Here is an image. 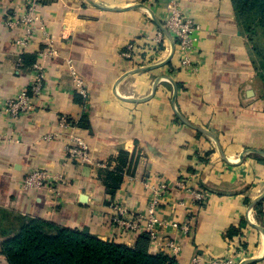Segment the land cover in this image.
Masks as SVG:
<instances>
[{
    "label": "crops",
    "instance_id": "crops-1",
    "mask_svg": "<svg viewBox=\"0 0 264 264\" xmlns=\"http://www.w3.org/2000/svg\"><path fill=\"white\" fill-rule=\"evenodd\" d=\"M169 1L39 0L23 53L35 56L31 67L18 65L22 32L4 26L0 12V244L9 216L21 215L134 247L140 232L112 226L110 205L143 215L152 191L166 185L158 235L176 243L179 264L239 249L242 260L264 264V198L252 206L264 193V89L247 36L231 0H174L198 29L193 69L181 68L182 53L163 28ZM35 65L42 92L32 111L12 118L4 103L29 90ZM75 139L87 146L88 163L66 158ZM121 152L123 181L109 195L103 173ZM37 170L63 183L24 190ZM148 252L171 257L149 238Z\"/></svg>",
    "mask_w": 264,
    "mask_h": 264
},
{
    "label": "trees",
    "instance_id": "trees-1",
    "mask_svg": "<svg viewBox=\"0 0 264 264\" xmlns=\"http://www.w3.org/2000/svg\"><path fill=\"white\" fill-rule=\"evenodd\" d=\"M231 3L246 36L256 34L259 28L264 40V0H231ZM251 51L255 74L264 87V47ZM20 59L21 66L31 67L35 56L22 54ZM117 162L113 171L103 173V184L109 195H113L123 181L127 155L121 152ZM260 206L258 204L257 209ZM3 239L0 250L7 264H179L162 253L150 254L145 233L136 237L134 247H128L21 215L9 216Z\"/></svg>",
    "mask_w": 264,
    "mask_h": 264
},
{
    "label": "built area",
    "instance_id": "built-area-1",
    "mask_svg": "<svg viewBox=\"0 0 264 264\" xmlns=\"http://www.w3.org/2000/svg\"><path fill=\"white\" fill-rule=\"evenodd\" d=\"M6 1H15V3L18 4V8L14 10L8 9L7 6H4ZM38 1L39 0H0V12H2L4 26L8 29L21 30L22 32V35L14 40V45L19 49L20 55L25 52L32 41L33 35L31 26L38 20ZM166 12L163 28L171 32L182 53L180 66L181 68L193 69L189 54L193 50V42L195 41L194 34L198 29L193 26L191 21L182 16L174 0H170L167 3ZM156 37L157 42H159L162 38V33L159 31ZM127 49L131 52V45H128ZM130 52L128 51L125 53L127 58L131 56ZM144 59L145 62L149 61L148 58ZM17 63L20 66V58ZM33 70L35 73V81L30 86L29 90L21 91L17 96L7 99L4 103L5 112L12 118L32 111L34 108V99L42 92V81L44 76L41 68L35 65L33 66ZM60 124L65 127L69 126L65 117H61ZM65 153L66 158L70 161H76L80 164L89 162L87 146L80 140L75 139V143L67 145ZM52 182L63 183L60 177L50 175L47 171L37 170L26 175L22 181V188L24 190H39L50 187ZM178 186H182V183H178ZM166 188V185H162L160 189H154L152 191L146 212L143 215L130 211L123 205L111 204L110 208L112 213L109 217V223L112 226L125 230L131 235L138 232L145 233L148 235L154 248L161 251L167 249L169 255L173 258L179 251L176 243L169 239L161 243V238L158 235V225L160 222L157 215L159 196L160 193H164ZM199 199L200 197L197 196L196 200ZM183 230L186 232L187 227H183ZM239 250L238 253H233V255L218 258H210L204 254H194L190 264H242L245 259L242 260L239 255L243 256L244 252L242 249ZM237 257L239 259H237Z\"/></svg>",
    "mask_w": 264,
    "mask_h": 264
},
{
    "label": "rangeland",
    "instance_id": "rangeland-1",
    "mask_svg": "<svg viewBox=\"0 0 264 264\" xmlns=\"http://www.w3.org/2000/svg\"><path fill=\"white\" fill-rule=\"evenodd\" d=\"M99 3V2H98ZM247 39H248V42H249V47L251 48V49H254L255 47H260V48H263L264 47V40H263V38H262V31L258 28V30H257V33L256 34H250V35H248L247 36ZM146 54V53H145ZM144 54V55H145ZM147 55V54H146ZM145 57H147V56H145ZM144 57V58H145ZM259 83L261 84V82L259 81ZM262 85V84H261ZM263 86V85H262ZM263 89H264V87H263ZM4 239H2V241H3ZM245 255V254H244ZM248 256V255H247ZM245 261H246V259H245ZM245 261H243V262H245ZM242 262V263H243Z\"/></svg>",
    "mask_w": 264,
    "mask_h": 264
},
{
    "label": "water",
    "instance_id": "water-1",
    "mask_svg": "<svg viewBox=\"0 0 264 264\" xmlns=\"http://www.w3.org/2000/svg\"><path fill=\"white\" fill-rule=\"evenodd\" d=\"M87 1L90 2V0H87ZM139 70H143V69H139ZM144 70H146V69H144ZM194 129L197 130V131L205 132V131H203V130H201V129H199V128H194ZM205 133H206V132H205ZM260 153L264 155V153H262V152H260ZM244 155H245V153H242V154L240 155V159H242ZM263 198H264V193H263L258 199H256V200L254 201V203L252 204V206H254L256 203H258L259 201H261ZM250 209H251V207H250ZM253 262H254L253 259H249V260H246L245 262H243L242 264H249V263H253Z\"/></svg>",
    "mask_w": 264,
    "mask_h": 264
}]
</instances>
